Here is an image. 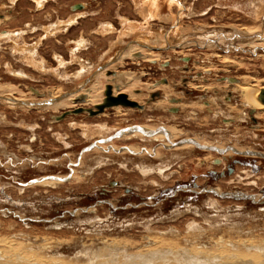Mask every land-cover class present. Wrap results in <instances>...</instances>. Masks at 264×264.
I'll list each match as a JSON object with an SVG mask.
<instances>
[{
	"label": "rangeland",
	"instance_id": "rangeland-1",
	"mask_svg": "<svg viewBox=\"0 0 264 264\" xmlns=\"http://www.w3.org/2000/svg\"><path fill=\"white\" fill-rule=\"evenodd\" d=\"M245 86L264 0H0V264H264Z\"/></svg>",
	"mask_w": 264,
	"mask_h": 264
},
{
	"label": "water",
	"instance_id": "water-1",
	"mask_svg": "<svg viewBox=\"0 0 264 264\" xmlns=\"http://www.w3.org/2000/svg\"><path fill=\"white\" fill-rule=\"evenodd\" d=\"M260 100L262 103H264V90H261V97ZM118 106H124L128 108H139L142 109V106L135 100H131L129 98V95L126 93H119L118 95L113 94V86L107 85L106 91H105V99L104 102L97 105L96 109H88L87 112L91 116H96L101 113H104L106 109L112 108V107H118ZM85 110L83 108H77L72 110L71 112H66L62 115V118L66 117L70 113L73 114H79L84 112ZM241 196H244L245 198L248 197L244 194H241Z\"/></svg>",
	"mask_w": 264,
	"mask_h": 264
},
{
	"label": "bare ground",
	"instance_id": "bare-ground-1",
	"mask_svg": "<svg viewBox=\"0 0 264 264\" xmlns=\"http://www.w3.org/2000/svg\"><path fill=\"white\" fill-rule=\"evenodd\" d=\"M105 69V68H104ZM123 88H124V86H123ZM244 89V91H245V98L247 99V101L249 102V104L252 106V107H254V108H258V109H262L263 108V106L259 103V101H257V99H256V96H257V94H258V91L260 90V88H248V86L246 87H244L243 88ZM86 92H88V91H86ZM91 92V91H90ZM89 92V93H90ZM118 91H116L115 90V92H114V86H113V94L115 95V94H117L118 95V93H117ZM93 93H94V91H93ZM121 93V92H120ZM86 94V93H85ZM92 94V93H91ZM91 94H87V96L88 97H93V95H91ZM95 94V93H94ZM97 95V94H96ZM72 96V95H71ZM75 96V95H74ZM76 98V97H75ZM75 98L73 99V102H74V100H75ZM129 98H130V96H129ZM98 99V98H97ZM131 99V98H130ZM60 100V99H59ZM89 100V99H88ZM91 100V99H90ZM90 100H89V102H90ZM132 100V99H131ZM93 101V100H92ZM95 101V100H94ZM97 101H99V100H97ZM96 101V102H97ZM18 102V101H17ZM58 101H51V102H49L50 104H53V103H57ZM47 103V102H46ZM62 103V102H61ZM91 103V102H90ZM101 103V102H100ZM139 103V102H138ZM21 104V103H20ZM45 104V103H44ZM44 104H28V105H34V107H35V105H36V107L39 105V106H41V105H44ZM48 104V103H47ZM94 104V103H93ZM96 104V105H95ZM94 105L95 106H97V105H99V103H95ZM140 104V103H139ZM141 106H142V109H139V108H136V109H139V110H143V108H144V106H143V104H140ZM118 107H120V106H118ZM135 131H139V132H142V133H144L145 135H147V136H152V135H155V134H153V132H152V134L150 133V131H147V130H145L143 127H137V128H134L133 130H131V132H135ZM168 131V130H167ZM171 131V130H170ZM173 136V135H172ZM173 138V137H172ZM184 142H187V141H184ZM189 142V141H188ZM193 141H191L190 140V143H192ZM180 145V144H179ZM187 145V144H186ZM183 147L184 145H180V147ZM179 147V146H178ZM185 147V146H184ZM188 147V146H187ZM1 242V241H0ZM244 263V262H243ZM245 264V263H244Z\"/></svg>",
	"mask_w": 264,
	"mask_h": 264
},
{
	"label": "flooded vegetation",
	"instance_id": "flooded-vegetation-1",
	"mask_svg": "<svg viewBox=\"0 0 264 264\" xmlns=\"http://www.w3.org/2000/svg\"><path fill=\"white\" fill-rule=\"evenodd\" d=\"M125 87V86H124ZM122 88H123V86H122ZM121 87H120V89H122ZM115 90H116V86H114V92H115ZM116 91H118L119 93L121 92V90H119V88L116 90ZM243 91H244V89H243ZM260 91V90H259ZM259 91H258V93H259ZM117 92V93H118ZM118 93V94H119ZM115 95H117V94H115ZM244 100H246L245 102H246V104H249V102L247 101V99L245 98V91H244ZM260 97H261V91H260ZM260 97H259V100L257 99V96H256V99H257V101H259V103L263 106L264 105V103H262L261 102V100H260ZM131 98V97H130ZM132 100H134V99H132ZM136 101V100H135ZM18 102H21V101H18ZM138 102V101H137ZM250 105V104H249ZM253 108V110H256V109H258V108H254V107H252ZM262 109H264V106H263V108ZM256 113H257V111H255ZM256 122V121H255ZM146 130V129H145ZM147 131H150L149 129L147 130ZM150 133L152 134V131H150ZM196 146H198L199 145V142L198 141H196ZM201 145V144H200ZM216 149V148H215ZM212 150H214V148L212 149ZM221 151V150H220ZM236 151H238V152H241L242 151V149H238V150H236ZM231 153V154H230ZM234 154V151H229V153H227L226 155H228V156H232ZM261 157H263V156H261ZM263 168H261V166H259V167H255L254 168V173L255 174H259L260 173V171L262 170ZM231 171H232V169H230V173H231ZM261 192H262V194H264V188H262V190H261ZM242 194H244V195H246V196H248V197H244V196H242L244 199H249V200H251V201H253L254 202V199H256V196H255V194H253V193H242Z\"/></svg>",
	"mask_w": 264,
	"mask_h": 264
}]
</instances>
